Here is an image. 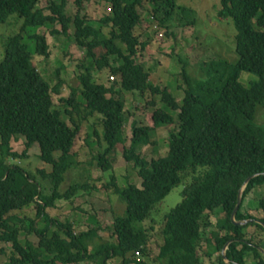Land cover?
I'll return each mask as SVG.
<instances>
[{"label": "trees", "instance_id": "trees-1", "mask_svg": "<svg viewBox=\"0 0 264 264\" xmlns=\"http://www.w3.org/2000/svg\"><path fill=\"white\" fill-rule=\"evenodd\" d=\"M101 1L109 5V14L100 19L109 25L108 36L79 15L83 0H74L78 11L73 18L64 11L66 0H46L45 7L38 5L39 0H0V24L10 14H17L22 20L19 31L5 39L0 60V242L10 243L11 264H80L83 261L107 264L114 257L120 258L121 264H147V244L154 226L135 229L134 223L146 219L151 208L180 183L184 174L198 170L199 175L184 186L181 201L164 217L163 239L158 253L151 259L153 264H201L202 255L209 259L216 255L211 264H264V255L259 251V247L264 249L263 239L247 232L249 226H255L264 234V226L256 221L264 224V196L257 205L260 217L241 212L245 196L264 183V128L254 121L256 106L264 102V0L219 1L218 16L230 17L236 29L238 59L235 63L205 62L207 76L198 81L182 68L186 87L181 104L166 87L153 84L148 71L136 61L138 45L143 50L148 44L147 40L140 43L134 34V28L141 22L138 7L142 0ZM149 2L160 27L169 29L175 25L176 10L180 9L176 0ZM177 16L179 20L181 17ZM55 23L61 30L52 29L50 34L65 33L73 24L75 42L85 49V57L91 58L98 70L107 67L113 79L118 77L109 86L96 82L92 67L87 65H81L83 71L77 77L84 112L100 115L106 147L97 153L98 166L107 169L108 154L124 141V101L114 96L115 86L125 91H149L159 95L164 104L151 111L149 123L132 126L130 144L122 148V156L133 164L140 185L128 183L120 187L111 177L113 192L125 202L124 214L113 218L110 225L113 239L102 241L92 252L85 240L93 229L76 233L71 223L54 221L45 212L56 200L69 199L88 185L87 182L73 183L64 192L59 191L64 174L79 164L73 147L80 124L73 121L71 127L62 119L52 94L60 93L63 80L58 75L51 87L32 63L33 54L25 42L33 40V52L47 57L46 36L30 30ZM97 47L104 49L99 56L94 51ZM111 56L120 63L110 64ZM241 71L250 72L257 79L245 86L238 80ZM75 95L76 90L72 89L68 97L59 98L63 113L70 114L67 106L79 105ZM148 104L153 105L154 100ZM167 109L177 111L179 127L170 134L167 153L148 161L138 148L146 144L153 129L174 122V116ZM19 134L24 138L20 153L10 145L11 139ZM33 143H38L41 160L52 167L48 173L37 170L40 175L44 173L43 178L50 184L49 193L39 185L37 177L6 163L8 158L26 156ZM55 151L59 152L57 157L53 155ZM255 174L258 175L244 188L235 213V220L251 221L234 224L230 214L237 192L244 180ZM31 203L36 206L35 217L26 218L28 223L23 228L26 233L37 235L36 245L29 240L22 243L21 226L9 216L10 210L22 209ZM216 208H221L224 215L211 225L208 213ZM37 218L43 219V227L38 226ZM54 225L57 229L52 230ZM206 226L211 229L205 237ZM227 241L231 242L223 257L221 250ZM200 247H205L202 255L198 253Z\"/></svg>", "mask_w": 264, "mask_h": 264}, {"label": "rangeland", "instance_id": "rangeland-1", "mask_svg": "<svg viewBox=\"0 0 264 264\" xmlns=\"http://www.w3.org/2000/svg\"><path fill=\"white\" fill-rule=\"evenodd\" d=\"M66 1L64 11L66 15L73 18L78 11V7L74 0ZM219 1L176 0V5L180 7L176 10V13L181 18L178 20L176 15L177 18L173 20L175 25L169 29L158 25L152 14L153 6L149 0H142V4L138 7L141 22L134 28V34L138 37L140 43L147 40L148 44L143 50H141L140 44L138 45L136 61L140 62L144 69L148 71L149 80L162 88L166 87L179 104L182 103L184 88L186 87L182 78V68H185L192 79L198 81L205 79L207 76L205 62L224 60L235 63L238 59L235 51L236 29L230 17L218 16ZM46 4V0H39L38 2L40 7H45ZM108 6L106 2L101 0H83L82 7L79 8V15L83 16L89 24L100 28L102 33L108 36L109 25L106 26L100 20L109 14ZM21 23L22 20L17 14H10L7 20L0 24V60L3 57L5 39L18 32ZM52 29L61 30V26L55 23L30 30L46 36L49 45V55L47 57H42L33 52V40H25V42L29 51L33 54L32 63L50 86L52 87L56 83L58 75L63 80L60 93L57 95L52 94L54 106L61 111L62 119L71 127L73 121L80 124V132L73 147L79 164L69 168L64 174V180L60 184L59 191L64 192L73 183L87 182L88 185L87 188L78 191L75 200L70 202L62 201V199L56 200L54 206L46 208L45 212L47 217L54 219V221L60 223L68 221L71 223L72 230L76 233L93 229L90 230L92 235L85 240L86 243H89V251L92 252L94 246L102 243V241L113 239L110 236V225L113 218L124 214L125 202L120 199L118 194L113 192L112 184H110L111 177H114L116 184L120 187H124L128 183L140 185V178L133 168V164L126 161L122 156V148L130 144L132 126L135 123L137 125L149 123L151 111L156 107H164V104L161 102L159 95H152L149 91L143 93L125 91L119 86H115L114 96L120 97L124 101L125 121L122 132L124 141L117 144L114 150L108 154L109 166L107 169L98 166L97 153L103 152L106 147L102 139L100 115L96 113L86 115L84 112V101L79 94L80 86L77 77L83 71L81 65L92 67L93 79L107 86L112 81H117L118 77L115 76L113 79L107 67L98 70L91 58L85 57V49L75 42L73 24L65 33L59 32L52 35L50 34ZM94 51L99 56L104 52V49L97 47ZM114 59L115 56L109 57V63L112 65L120 63V61ZM256 79V75L246 71H241L238 78L245 86L248 85L249 81ZM72 89L76 90L75 99L79 105L75 108L67 106L70 114H66L63 113L64 106L59 98L68 97ZM152 100H154V104H148ZM170 113L174 116V122L171 125H162L153 129L146 144L138 148L139 153L148 161L164 156L168 151L170 134L179 127L177 111H171ZM254 121L264 128V102L256 106ZM17 137H19V140L14 142L12 150L20 153L24 149V138L21 134L16 135L15 138ZM53 155L57 157L59 152L55 151ZM6 163L11 166H18L24 173H31L37 177L39 185L44 188L46 193H49L50 184H48L47 179L43 178L44 173L40 175L37 170L42 169L48 173L52 170V167L41 160L38 143L32 144L27 150L26 156L8 158ZM198 172L199 170L196 173L184 174L180 183L175 185L161 201L151 208L146 219L134 223L135 229H148L151 225L154 226L147 244L149 258L146 260L147 264H153L151 259L158 253L159 246L162 243L161 229L165 215L181 201L184 186L192 181L193 176H198ZM263 196L264 183L256 186L245 196L241 212L260 217L261 214L257 210V205L259 199ZM35 211L36 206L34 203L22 209L10 210L9 216H13V220L17 222V225L21 226L19 239L22 243L29 240L36 245L38 242L35 233H26L23 228L28 223L26 218L34 219ZM223 215L221 208H216L208 213L211 225H214L216 220ZM37 222L38 226L43 227L45 225L42 218H37ZM12 224L14 223L12 222ZM51 229H57V226L54 225ZM210 229L211 226H206L203 230L205 237L209 235ZM247 232L249 235L253 234L258 238L263 235V232L257 230L255 226H249ZM203 242L202 246H204ZM204 251L205 247L198 248L199 254L202 255ZM11 255L10 243L0 242V264H11ZM215 257L216 255H213L209 259L202 255L201 264H211ZM80 264L97 263L83 261ZM107 264H121V260L117 257L110 258Z\"/></svg>", "mask_w": 264, "mask_h": 264}, {"label": "water", "instance_id": "water-1", "mask_svg": "<svg viewBox=\"0 0 264 264\" xmlns=\"http://www.w3.org/2000/svg\"><path fill=\"white\" fill-rule=\"evenodd\" d=\"M262 174L264 175V173H262ZM257 175H258V174L251 175V176L247 177V178L244 180V182L242 183L241 187L239 188V190H238V192H237L236 204H235V206H234V208H233V210H232V212H231V214H230V219H231V221H232L234 224H244V223H247V222L251 221V219H244V220H241V221H237V220H235V213H236V211H237V209H238V207H239V205H240V203H241V201H242V192H243L244 188L246 187L248 181H249L252 177L257 176ZM256 221L264 226V224H263L260 220H256ZM230 242H231V241H227V242L225 243V245L223 246L222 250H221V254H222L223 257H225V250H226V248H227V246H228V244H229ZM259 251L264 255V249H263L262 247H259Z\"/></svg>", "mask_w": 264, "mask_h": 264}, {"label": "crops", "instance_id": "crops-1", "mask_svg": "<svg viewBox=\"0 0 264 264\" xmlns=\"http://www.w3.org/2000/svg\"><path fill=\"white\" fill-rule=\"evenodd\" d=\"M17 140H19V137H17V138H13L12 139V141L10 142V145H11V148H12V146L14 145V142H16ZM19 143V142H18ZM78 194V193H77ZM77 194H75L74 196H72L71 198H69V199H62V201H65V202H70L71 200H75L76 198H77ZM58 200H60V199H58ZM249 202V201H248ZM55 204V203H54ZM51 208V207H50ZM260 211V210H259ZM258 211V212H259ZM260 214H261V211H260ZM253 233V232H252ZM262 239L264 238V234L262 235V236H260ZM263 241H264V239H263Z\"/></svg>", "mask_w": 264, "mask_h": 264}]
</instances>
